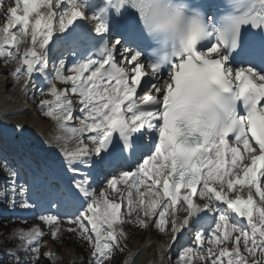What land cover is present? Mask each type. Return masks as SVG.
Segmentation results:
<instances>
[{"label": "snow or ice", "instance_id": "snow-or-ice-1", "mask_svg": "<svg viewBox=\"0 0 264 264\" xmlns=\"http://www.w3.org/2000/svg\"><path fill=\"white\" fill-rule=\"evenodd\" d=\"M0 18V61L57 130L23 184L0 154V201L44 226L0 264H55L43 238L63 232L120 264L125 225L164 253L194 233L174 264H264V0H0Z\"/></svg>", "mask_w": 264, "mask_h": 264}, {"label": "rangeland", "instance_id": "rangeland-1", "mask_svg": "<svg viewBox=\"0 0 264 264\" xmlns=\"http://www.w3.org/2000/svg\"><path fill=\"white\" fill-rule=\"evenodd\" d=\"M1 24V23H0ZM11 63V62H10ZM9 63V64H10ZM15 63V62H13ZM4 64L2 61H0V66ZM8 64L4 66L2 65L0 67V82L2 81L3 83L6 82L8 80V78L10 77V75L8 73H5L6 68H7ZM16 66V65H15ZM9 68V67H8ZM12 70V68H10ZM4 72V76L3 75ZM14 80V79H13ZM15 82V83H14ZM14 84L16 85V81L14 80ZM6 90V91H5ZM9 91V93L7 92ZM11 90H7V88L5 89L2 85H0V112H3L4 115L6 114H13L12 112H16V111H20V106L19 104H13L10 103L9 99H11V95H10ZM19 92V96H20ZM24 93V92H23ZM20 98V97H19ZM16 98H12L13 101L15 100V102L17 103V101H19ZM8 101V102H7ZM28 103L27 100L24 98V100L20 99V102L24 103V104H30L31 100L28 99ZM26 107V106H25ZM26 116V119H25ZM15 117L14 116H10V118ZM14 121H16V123L23 125L24 127L28 128V129H32V132H30L29 134L31 135V137L35 138L38 141L44 140L45 135L47 134H51L54 135L56 133V129L53 127V122L49 119H46L44 116L41 115V113H38V111H36V109H28V111L26 112V115L20 114L19 116H17L16 119L12 118ZM27 129V130H28ZM39 133L41 134V137H39ZM28 137V135H27ZM48 137V135L46 136ZM43 142V141H42ZM132 226V225H130ZM149 234H148V238L149 240L146 243H149V247L148 250H145V247L147 246L146 243L138 250H136L135 252L132 253V255H138L137 258H134V264H154V258L155 256V250L157 248L158 245V230H156L153 227L149 228ZM156 243V244H155ZM153 244V246H152ZM47 249L48 246H44L42 247V249ZM148 251V252H147ZM144 256H150L152 257V259L150 260V262L148 261L147 258L145 259ZM60 260H62V262H59L58 264H65V262L63 261V259L61 257H59ZM69 260H76L75 256H71L69 258ZM157 260V259H156ZM154 261V262H153Z\"/></svg>", "mask_w": 264, "mask_h": 264}, {"label": "trees", "instance_id": "trees-1", "mask_svg": "<svg viewBox=\"0 0 264 264\" xmlns=\"http://www.w3.org/2000/svg\"><path fill=\"white\" fill-rule=\"evenodd\" d=\"M11 227L12 226L8 222L0 220V250L12 247V243H10V241L13 240H8L5 238V234L11 229ZM129 233L130 238L127 241L130 244H139L142 243L146 231L137 232L136 234H134L133 230L129 231ZM59 236V241H54L53 243L54 248L58 253H61L62 250H70L76 252L83 262L86 263L88 261L87 251L81 247L80 242H75L74 237L68 235L66 232L60 234ZM117 260L120 262V264H123V261L125 260V254L118 253ZM41 264H50V262L49 260L42 258Z\"/></svg>", "mask_w": 264, "mask_h": 264}, {"label": "bare ground", "instance_id": "bare-ground-1", "mask_svg": "<svg viewBox=\"0 0 264 264\" xmlns=\"http://www.w3.org/2000/svg\"><path fill=\"white\" fill-rule=\"evenodd\" d=\"M1 22H2V20L0 18V23ZM15 65H16L15 63L11 62L9 64V66H8L9 68H6V70H5L6 72L5 73H9L10 71L14 70V68L16 67ZM10 68H12V70ZM2 76H4V72H3V75ZM13 82H14L13 81V77L10 76L6 82H4V83L3 82H0V85H2L5 89L7 88V90H11V92H10L11 97L12 98H16L18 100V98H19V92H21V84H22V82L19 83L16 86H14V83ZM7 92L9 93V91H7ZM16 112H18V111H16ZM21 113L22 114H25L24 111H21ZM14 115L17 116L19 114L18 113H15L13 115L12 114L3 115L2 113H0V124H4V125H6L8 127L15 128V126L17 125V123L12 118H10V116H14ZM51 136H53V135H51ZM51 136H48L47 137L48 138L47 140H49ZM146 248H148V246H146L144 250H146Z\"/></svg>", "mask_w": 264, "mask_h": 264}, {"label": "water", "instance_id": "water-1", "mask_svg": "<svg viewBox=\"0 0 264 264\" xmlns=\"http://www.w3.org/2000/svg\"><path fill=\"white\" fill-rule=\"evenodd\" d=\"M2 129L4 131V134L5 135L7 134L6 136H8V137L14 136V132L13 131L6 129L5 127H2Z\"/></svg>", "mask_w": 264, "mask_h": 264}]
</instances>
